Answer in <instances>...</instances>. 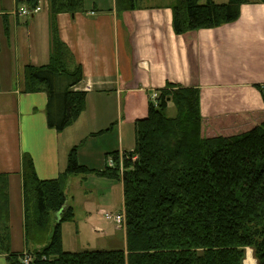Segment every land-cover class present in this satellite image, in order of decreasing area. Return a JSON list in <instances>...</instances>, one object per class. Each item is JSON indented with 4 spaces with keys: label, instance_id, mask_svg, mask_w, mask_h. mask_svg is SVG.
<instances>
[{
    "label": "trees",
    "instance_id": "obj_1",
    "mask_svg": "<svg viewBox=\"0 0 264 264\" xmlns=\"http://www.w3.org/2000/svg\"><path fill=\"white\" fill-rule=\"evenodd\" d=\"M25 1L29 8L40 4ZM140 1L115 0V9L133 11ZM248 2L175 0L172 28L182 35L234 22ZM82 10L83 0H48L49 60L24 67L22 90L47 93V125L57 132L80 116L86 92L74 90L83 72L59 37L56 16ZM260 89L264 103V85ZM147 112L134 123V150L122 153L121 161L118 152L106 155L113 166L81 165L74 145L59 176L46 180L35 173L31 156L22 155L26 249L18 254L11 245L8 175L0 174V254L7 264H25L24 258H30L27 264H243L249 248L255 264H264V120L243 132L205 136L199 89L174 83L156 92ZM87 174L122 183V249L63 246L61 224L74 221L64 190L72 175Z\"/></svg>",
    "mask_w": 264,
    "mask_h": 264
},
{
    "label": "crops",
    "instance_id": "obj_2",
    "mask_svg": "<svg viewBox=\"0 0 264 264\" xmlns=\"http://www.w3.org/2000/svg\"><path fill=\"white\" fill-rule=\"evenodd\" d=\"M174 1L118 12L115 0H83L82 11L56 16L59 37L83 72L74 90L86 92L80 116L57 132L47 125V93L22 90L24 67L49 60L48 0H40L41 11L29 18L15 14L25 0H0V174L8 175L14 253L26 249L23 154L46 180L59 176L63 156L74 145L81 165L101 169L111 152L134 150V123L147 115L149 100L166 83L199 89L205 136L243 132L264 120V2L241 5L234 22L178 35L172 28ZM95 176L77 177L74 184L69 178L66 205L73 208L76 185L92 190L84 183L98 182ZM115 183L110 189L120 185L124 208L122 183ZM97 212L105 218L115 214L100 207ZM75 213L74 208V218ZM0 264H7L2 254Z\"/></svg>",
    "mask_w": 264,
    "mask_h": 264
},
{
    "label": "rangeland",
    "instance_id": "obj_3",
    "mask_svg": "<svg viewBox=\"0 0 264 264\" xmlns=\"http://www.w3.org/2000/svg\"><path fill=\"white\" fill-rule=\"evenodd\" d=\"M171 1L173 0H141L139 4L142 6L157 5L161 3H169ZM226 1L227 0L223 2ZM257 1L262 3L260 0ZM174 114V106L170 105L167 109V115L172 117ZM63 139H65L64 136ZM64 146V149L69 148L67 147V141H64ZM70 149L71 147L69 148V152L71 151ZM62 161L65 164L64 166H66L67 159L65 155L63 156ZM77 177H81V175H72L69 182L72 181L74 184V180ZM95 178L99 181L91 183L90 180V183H84L87 188L92 189L90 191H85L84 188L77 189L76 185L74 189V195H76V198L73 202L76 217L74 218V221H63L61 224L60 230L62 231L63 246L68 251L122 249L125 246V222L118 227L112 220L106 219L97 212V208L99 207L114 213L120 211L121 209L123 210L120 212H124V208H121L122 195H120V185L114 186L110 189V185L116 184L115 182L121 183V181L110 180L98 175L95 176ZM106 196H108V199L112 201V208L106 206L107 201L105 200L104 202V197ZM96 227H98L101 231L95 230ZM249 249L252 252V249ZM243 259L245 261V257Z\"/></svg>",
    "mask_w": 264,
    "mask_h": 264
},
{
    "label": "built area",
    "instance_id": "obj_4",
    "mask_svg": "<svg viewBox=\"0 0 264 264\" xmlns=\"http://www.w3.org/2000/svg\"><path fill=\"white\" fill-rule=\"evenodd\" d=\"M41 11V7L39 5L34 7H28V6H20L18 9H16L15 14L19 18H29L31 15L35 13H39ZM156 94H154L152 97L154 98ZM121 159V155L119 156V160ZM107 164L109 166L114 165V161L111 159V157H107ZM121 161V160H120ZM107 219H111L118 227L121 226L123 222H125L124 214L123 213H116L109 216H106ZM30 258H24V263L27 264Z\"/></svg>",
    "mask_w": 264,
    "mask_h": 264
},
{
    "label": "bare ground",
    "instance_id": "obj_5",
    "mask_svg": "<svg viewBox=\"0 0 264 264\" xmlns=\"http://www.w3.org/2000/svg\"><path fill=\"white\" fill-rule=\"evenodd\" d=\"M245 259H246L245 262H246L247 264H250V263L253 262L254 259L251 257V250H250V249H247Z\"/></svg>",
    "mask_w": 264,
    "mask_h": 264
},
{
    "label": "water",
    "instance_id": "obj_6",
    "mask_svg": "<svg viewBox=\"0 0 264 264\" xmlns=\"http://www.w3.org/2000/svg\"><path fill=\"white\" fill-rule=\"evenodd\" d=\"M68 189H69V186H67V187L65 188V190H64V194H65V196H66L67 193H68ZM65 205H66V204H65ZM59 216H60V212H58V213L55 214V216H54V220H55V222H59V221H60Z\"/></svg>",
    "mask_w": 264,
    "mask_h": 264
},
{
    "label": "clouds",
    "instance_id": "obj_7",
    "mask_svg": "<svg viewBox=\"0 0 264 264\" xmlns=\"http://www.w3.org/2000/svg\"><path fill=\"white\" fill-rule=\"evenodd\" d=\"M253 264H255V261H253Z\"/></svg>",
    "mask_w": 264,
    "mask_h": 264
}]
</instances>
